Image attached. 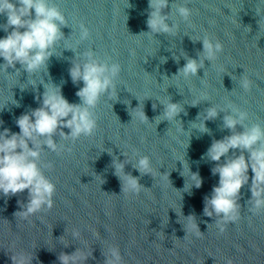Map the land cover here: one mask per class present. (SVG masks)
<instances>
[{"label": "water", "instance_id": "1", "mask_svg": "<svg viewBox=\"0 0 264 264\" xmlns=\"http://www.w3.org/2000/svg\"><path fill=\"white\" fill-rule=\"evenodd\" d=\"M55 3L66 17L67 25L61 31L74 51L92 49L100 58L110 57L109 62L121 65L117 98L100 97L94 109L97 127L92 136H81L74 142L54 136L64 148L42 151L41 161L52 165L42 170L56 186L51 209L23 220L14 213L27 202V190L0 196V264H19L21 255L33 257L32 264H60L59 255L70 254L77 247L92 250L86 264H104L108 244L119 248L124 264H264V210L253 214L248 209L251 169L249 183L242 186L238 198L237 222L224 225L220 232L217 218L203 213L204 197L211 193L218 175L211 173L215 162L202 159V155L214 139L230 134L222 127L225 113L205 121L208 133L191 129L186 150L187 136L176 132L175 121L154 123L163 112L158 99L170 96L173 102L183 104L184 111L177 118L184 130L210 104L227 101L247 111L249 122L264 124V14L260 18L256 14V9L264 12V4L259 0H188L191 24L177 18L176 35L156 33L150 37L141 33L148 31V0H128L130 7H126L127 0ZM79 23L90 33L83 41L79 40ZM192 34H208L219 40L222 52L215 62L205 60L204 67L188 81H163L184 65L185 55L197 58L201 53L202 43L193 41ZM74 51L60 41L47 62L48 74L42 70L36 78L61 85L62 95L70 103H80L76 92L82 82L74 85L68 72ZM7 71L0 72V107L5 106L0 110V127L19 132L16 118L39 106L35 97L44 89L37 83L35 89L28 85L21 90L19 83L27 84L28 74L21 70L12 76L15 69ZM242 75L252 82L247 92L239 84ZM201 90L208 92V101L190 104ZM11 95L19 107L9 102ZM140 104L149 122H140L135 116L132 119L129 109ZM133 150L150 157L154 177L141 176L132 162L125 164V172L139 177L145 187L139 194L125 196L112 158L124 160L122 152L131 156ZM183 156L189 169L198 171L203 180L199 189H190L191 194L182 191L187 181V176L181 175ZM97 176L103 179L102 184ZM188 215L195 217L202 232L199 236L184 231L183 216ZM73 229L79 230V240L72 239Z\"/></svg>", "mask_w": 264, "mask_h": 264}, {"label": "clouds", "instance_id": "2", "mask_svg": "<svg viewBox=\"0 0 264 264\" xmlns=\"http://www.w3.org/2000/svg\"><path fill=\"white\" fill-rule=\"evenodd\" d=\"M259 2L264 4V0ZM187 4L188 0H148L146 20L148 31L141 33L150 37L156 33L176 35L179 27L177 18L191 24L192 9ZM130 6L127 0L126 7ZM256 14L260 18L264 12L256 9ZM0 17L4 18V22L0 23V31L4 33L0 36V72H8V68H14L15 71L10 74L15 76L23 70L28 74V79L27 84L19 83L21 90L28 85L35 89L37 83L42 84L44 89L42 94L35 97L39 106L16 118L15 123L19 132H11L7 127H0V196H14L27 190V202L21 203V210L14 213L15 217L26 220L53 207L56 186L42 170L52 165L50 162L41 161L42 151L47 148L59 152L64 148L63 144L57 143L54 136L74 142L81 136L90 137L94 134L97 127L94 109L102 95L106 94L109 99L117 98L116 78L121 71V65L115 61L109 62L110 57L100 58L92 49L79 53L74 51L61 31V27L67 25V20L55 0H0ZM78 29L80 41L89 37V29L85 24L79 23ZM190 38L202 43L201 53L197 58H191L182 51L181 55H185L186 62L171 78L164 76L163 81L179 78L188 81L197 75L198 69L204 67L205 60L215 62L223 50L222 43L210 38L208 34L203 36L192 34ZM60 41L64 42L65 48H71L75 52L68 72L74 85L82 82L83 86L76 92L80 103H70L62 95L61 85L52 83L50 79L45 82L43 77L39 80L36 78L37 74L41 75L42 70H46V75L48 74L47 62L56 53ZM174 59L179 58L174 56ZM165 60V57L161 58V62ZM17 64L19 68L16 67ZM251 83L247 75L240 77L239 84L245 92L250 89ZM208 99V92L201 90L190 104L197 105ZM158 101L163 105V112L155 117V126L162 120L175 121L176 132H183L187 136L184 150L189 147L191 129L208 133L205 121L214 120L219 112L225 113L222 127L227 128L230 134L222 139H214L202 155V159L207 158L215 162L211 173L218 175V182L213 185L211 193L204 197L203 213L207 217L217 218L220 232L224 231V225L235 223L240 218L238 198L242 186L249 183V169L252 176L248 209L253 214L264 210V124L249 122L247 111L227 101L223 105L210 104L203 115H198L197 121H193L188 130H184L177 118L184 111L183 104L173 102L170 96L161 97ZM9 102L19 107V102L13 99V95ZM4 107H0V110ZM153 107L156 105L153 104ZM129 111L132 119L135 116L140 122H149L141 104L136 108H130ZM0 125H3L2 120ZM64 128L69 131L66 133L63 131ZM106 151L111 153V150ZM122 154L124 160H119L116 156L112 158L114 174L120 179L121 192L125 196H134L145 187L139 183V177L125 172V164L132 162V167L141 176L151 174L154 177L155 170L148 155H140L135 150L131 156L126 152ZM184 156L183 162L177 159L183 165L181 175L187 176L182 191L191 194L190 189L193 187L199 189L203 180L198 171L193 172L189 169ZM97 177L102 184L103 179ZM167 179L169 180V174ZM183 217L184 231L188 230L199 236L202 232L195 217L193 215ZM80 235L77 229L71 231L73 240H79ZM68 243L69 241H66L64 245L67 246ZM91 256L92 250L77 247L70 254L61 253L58 259L60 264H86ZM104 257V264H124L119 248L113 244L107 245ZM32 260L33 257L23 255L18 257L19 264H32Z\"/></svg>", "mask_w": 264, "mask_h": 264}]
</instances>
